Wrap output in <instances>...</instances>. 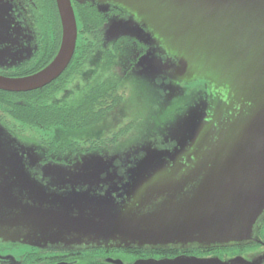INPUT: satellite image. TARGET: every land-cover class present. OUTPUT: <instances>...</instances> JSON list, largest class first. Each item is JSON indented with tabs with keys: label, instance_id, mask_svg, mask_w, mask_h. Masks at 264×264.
I'll list each match as a JSON object with an SVG mask.
<instances>
[{
	"label": "water",
	"instance_id": "obj_1",
	"mask_svg": "<svg viewBox=\"0 0 264 264\" xmlns=\"http://www.w3.org/2000/svg\"><path fill=\"white\" fill-rule=\"evenodd\" d=\"M119 2L148 30L145 34L130 30L131 36L147 43L152 35L164 55L179 58L183 69L205 77L216 89H230L240 108L235 112L234 105L221 102L222 114L215 121L213 105L220 98L214 95L210 114L193 115L189 129L170 149L150 147L140 153L137 146L132 155L118 150L91 153L82 158L87 163L77 167L45 166L41 178L26 165L38 163L41 156L19 147L0 128L8 148L0 149V241L43 249L142 251L258 243L264 219V0ZM55 3L61 23L57 55L29 77L0 76V91H36L68 65L77 37L75 17L70 0ZM171 135L161 140L171 141ZM179 161L196 163L186 173L183 167L166 166ZM115 162L135 166L117 167ZM81 168L94 178L85 189L67 180L69 173ZM132 264H264V244L262 251L245 258L180 256Z\"/></svg>",
	"mask_w": 264,
	"mask_h": 264
},
{
	"label": "flooded vegetation",
	"instance_id": "obj_2",
	"mask_svg": "<svg viewBox=\"0 0 264 264\" xmlns=\"http://www.w3.org/2000/svg\"><path fill=\"white\" fill-rule=\"evenodd\" d=\"M11 5L29 33L20 40H11L7 50L14 48L13 52H23V59L10 69L1 70L0 76L19 79L40 72L53 61L60 48L61 23L55 0H11ZM71 7L77 37L73 55L59 77L36 91H0V125L13 137L33 135L39 153L43 154L39 162L43 166L73 168L87 163L82 162V158L91 153L102 155L129 146V138L134 135L142 116L135 115L133 118L136 120H127L126 114L115 111L127 99L126 82L134 69L154 50L151 40L144 43L131 35L112 41L106 39L105 29L110 19H122V13L113 10L102 13L87 2L72 1ZM150 38L154 40L152 35ZM158 53L156 62L151 61L150 64H160L163 59L175 60L173 56L164 55L162 47ZM209 93L228 104L224 89L210 85ZM239 108L237 105L231 110L236 112ZM175 112L178 109L171 113ZM195 163L169 162L166 166L183 167L181 171L186 173ZM114 164L124 168L135 166L127 162ZM262 229L264 219L259 234ZM263 244L262 236L258 243L241 249H255L247 253L250 254L263 249ZM216 250L188 245L143 251L106 248L66 250L0 241V264H111V260L132 264L137 260H171L180 256L205 258L216 256ZM133 251L140 254L131 260ZM121 255L127 258H121Z\"/></svg>",
	"mask_w": 264,
	"mask_h": 264
},
{
	"label": "rangeland",
	"instance_id": "obj_3",
	"mask_svg": "<svg viewBox=\"0 0 264 264\" xmlns=\"http://www.w3.org/2000/svg\"><path fill=\"white\" fill-rule=\"evenodd\" d=\"M72 1L87 2L94 5L102 13H109L113 10L124 15L122 19H110L105 29V36L108 41L116 40L120 36H130L132 33L130 30H140L144 34L148 33V30L143 27L137 15L125 8L126 5L124 2H119V0H114V2L107 0ZM72 1L70 0V3ZM112 25L115 26V28ZM116 25H120V30L116 28ZM121 25H124L125 28L124 26L122 28ZM28 33L29 31L19 19V14L12 9L11 0H0V71L18 65L23 59L21 58L24 54L23 52L18 50L13 52L14 48L7 49L12 39L20 40L22 36H26ZM150 40L153 43L152 49L154 50H151L153 53H150L151 55L149 54L147 58L144 57L141 59L134 69L135 71H133L126 82L128 88L127 99L125 103L115 111V113L126 114L127 120H136L133 118L135 115L142 116L139 119L140 122H138L135 127L134 135L129 138V146L117 149L118 153L121 154L126 151L130 152L132 155L137 146L141 147L139 150L140 153L144 151V149H150V147L155 149H170L175 145L174 141L182 136L183 130L189 129V120L192 119L191 117L193 115L198 112L202 114L201 116H204L206 113L210 114L208 107L211 105V102L209 101H212L214 96L211 97L212 95L209 93L210 83L207 82V79L203 76L202 78H197L193 70L183 69V67H181V60L176 57H174V61L170 60L169 62L167 59H163V62L160 64H150L151 61L156 62L155 56L159 54L158 50L161 48L156 41L151 38ZM157 62L160 61L158 60ZM229 90H224L226 102L229 103L228 105L237 106L232 99L234 94L231 95ZM241 102L244 104L242 99H238V103ZM220 105V99L218 100L217 106L213 105L212 118L215 121H217L216 119L222 114ZM175 109H178V112L171 113ZM0 128L4 130L1 125ZM136 132L137 134H135ZM6 134L19 147L33 151L36 155H39V158L43 156V154L39 153V148L35 141L36 138L33 135L13 137L7 132ZM170 134H172L170 138L174 137L173 140H166L164 142L161 140L162 136ZM210 140H212V137H210ZM6 141L4 134H1L0 131V149L2 151L8 149ZM25 156H27V154H25ZM39 162L34 164L31 161H27L26 165L30 167V171L33 175L41 178L45 166L41 165ZM0 167L2 168L1 162ZM67 180H71L76 187L84 188L90 187V183L94 181V178L86 172L85 168H81L74 169L72 173H69L67 175ZM262 236L264 239V229L261 230L260 234L258 232V239H262ZM251 250L250 247L246 250L221 249L216 250L214 254L221 260L234 256L245 258L246 254ZM256 251L259 252L262 251V249H257ZM134 256L136 257V255L132 254L131 260L135 259ZM121 258L127 257L121 255Z\"/></svg>",
	"mask_w": 264,
	"mask_h": 264
},
{
	"label": "trees",
	"instance_id": "obj_4",
	"mask_svg": "<svg viewBox=\"0 0 264 264\" xmlns=\"http://www.w3.org/2000/svg\"><path fill=\"white\" fill-rule=\"evenodd\" d=\"M233 249L238 250L239 248H233ZM243 249H245V248H243ZM222 250H225V249H222ZM132 254H133V255H137V254H140V253H139V252H134V251H133Z\"/></svg>",
	"mask_w": 264,
	"mask_h": 264
}]
</instances>
